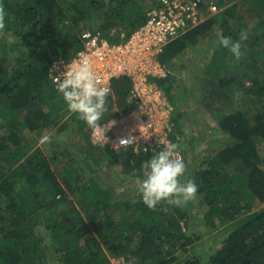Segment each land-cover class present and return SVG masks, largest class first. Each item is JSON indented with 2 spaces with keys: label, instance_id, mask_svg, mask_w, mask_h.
Wrapping results in <instances>:
<instances>
[{
  "label": "trees",
  "instance_id": "1",
  "mask_svg": "<svg viewBox=\"0 0 264 264\" xmlns=\"http://www.w3.org/2000/svg\"><path fill=\"white\" fill-rule=\"evenodd\" d=\"M160 1L0 0L7 13L0 30V264H112L109 255L125 264H264V0H216L221 10L173 40L159 57L172 67L188 51L202 55V41L210 38L214 46L204 72L209 89L197 110L213 119L216 135L207 130L206 119L202 130L193 131L189 112L181 110L194 105L187 78L180 81L170 71L155 79L180 110L172 115L170 133L178 151L186 160L198 143L210 150L191 177L199 186L200 219L190 202H161L152 209L142 197H116L106 186L104 162L122 164L124 174L142 182L148 161L163 147L144 153L93 145L89 124L69 111L50 77L55 61L69 60L83 48V32L114 44L126 41ZM242 30L248 38L236 60L219 38L237 40ZM132 88L129 77L115 79L98 122L136 111L129 100ZM238 90L247 99L241 108L235 107ZM56 128L82 144L78 156L59 148L64 159L59 174L52 166L58 162L53 135L39 145ZM194 220L222 234L223 245L209 254L201 243L204 252L181 259L201 242Z\"/></svg>",
  "mask_w": 264,
  "mask_h": 264
},
{
  "label": "built area",
  "instance_id": "2",
  "mask_svg": "<svg viewBox=\"0 0 264 264\" xmlns=\"http://www.w3.org/2000/svg\"><path fill=\"white\" fill-rule=\"evenodd\" d=\"M210 1L161 0V5L148 12L147 22L126 41L114 44L101 34L87 30L81 35L83 48L75 56L54 62L50 77L57 85V77L62 80V73L77 66L81 54L90 58L97 84L106 87L108 94L115 79L129 77L133 82L129 100L138 109L114 119L111 125L93 129L95 145L108 146L116 152L135 148L148 153L172 143L174 107L155 81L167 78L170 71L159 57L173 40L205 20L206 8L213 14L219 12L215 6H210ZM177 155L185 160L181 152Z\"/></svg>",
  "mask_w": 264,
  "mask_h": 264
},
{
  "label": "clouds",
  "instance_id": "3",
  "mask_svg": "<svg viewBox=\"0 0 264 264\" xmlns=\"http://www.w3.org/2000/svg\"><path fill=\"white\" fill-rule=\"evenodd\" d=\"M6 15V10L0 5V30L6 26ZM247 38V32L242 30L239 39L221 36L219 43L239 60L243 56L241 41ZM81 57L77 66L62 73V80L57 77L58 91L69 111L78 114L80 119L95 129L99 127L98 121L105 111L108 89L97 84L90 58L85 54H81ZM49 141L50 137L43 135L39 143L43 145ZM178 149L177 144L170 143L148 161L139 188L142 201L147 207L154 209L161 202L182 206L196 197L199 186L193 179H184L187 166L178 157Z\"/></svg>",
  "mask_w": 264,
  "mask_h": 264
},
{
  "label": "rangeland",
  "instance_id": "4",
  "mask_svg": "<svg viewBox=\"0 0 264 264\" xmlns=\"http://www.w3.org/2000/svg\"><path fill=\"white\" fill-rule=\"evenodd\" d=\"M210 3H211L210 5L211 7L215 6L218 11L221 10L216 0H211ZM206 9L204 11L205 15L208 14L209 16L214 13L212 11L208 12ZM240 14L243 16L245 15L246 17V14L243 13L242 11H240ZM249 25L250 27L252 26V24H249ZM211 41L212 40L209 38L206 41L201 42L200 44L201 48H204V46H206L205 47L206 49L204 50V52H202V55H198L196 52H193V51H188V53L185 56H182L178 58L177 60H175L172 67L171 66H167V67L169 71H171L173 74L178 75L179 79L181 78L180 81L182 80L184 81V79L187 78L186 82L187 84L190 85L189 88L191 89V92L193 93V95H195L193 98V104H194L193 107L187 110V108L185 109L183 106H181V110L188 111L189 118L190 119L192 118V120H190L192 124V130L193 131L202 130L201 127L203 125H201V121H203V119H206V123H207L206 126H208L206 127L208 128L207 130L209 131V133H211V135L212 134L216 135L217 133L215 131L216 123L213 121V119L202 108L200 112H198L197 110V108H199V106L197 105L200 103V100H202L203 94L206 93V91H208L209 89V87L205 83L207 78L205 77L204 72L206 70V66L210 62V58L214 50V46L211 44L212 43ZM208 43H210L209 45H211L209 48L207 47ZM183 65L185 66V68H183ZM193 76H195V79H194L195 81L194 83L190 84L189 80L190 78H194ZM243 93L244 91H241V90L237 91L236 96L238 95V98L236 97L235 107L238 106V108H241L247 102V99L245 101L244 98H242ZM175 108H174V112H172L171 114L174 116H179L180 110L176 108V111H175ZM249 114H252L251 111L249 112ZM112 122H114V119L110 120L109 122H104V123L98 122V124L99 125H111ZM88 127L90 128L91 130L90 133L92 135L93 133L92 130L94 128L91 125H88ZM58 129L59 128H56L55 132H50V133L47 132L45 135H48V136L53 135L54 137L51 145H53L54 149H56V152L58 155V162H56L55 164H52V166L56 170V172L59 174L62 161H64V159L62 158L59 159V157L61 156V154L59 155V148L61 147L62 149L68 150L71 154L73 153L75 156H78L79 150L81 149L82 144H81L80 137L75 136V135H68V136H65L64 134L59 135ZM33 138L35 137L33 136ZM180 139H183V137H181ZM174 141H177V138H175ZM91 142L94 145L92 137H91ZM39 145L44 146L40 143ZM190 145L191 144H189L186 141L185 147L188 148ZM260 147L262 148V150H264V142L260 144ZM193 149H194V151L192 150L193 153L190 152L191 154L189 156L187 155L186 160H185V163L187 166L186 171L184 173L185 180L192 179L191 177L195 175L196 167L199 165L201 161L205 159V156H206L205 151L210 152V150L207 149L205 143H198L195 145ZM101 169L104 175L107 177L106 186L109 187L110 190L113 191L116 197H119L123 200L131 199L132 201H137L141 198V195L138 192L141 186V183H142L141 180L137 181L135 179H132L131 176L124 174L123 173L124 167L122 164L119 163V164L109 166L107 161H105L104 164L101 166ZM189 202L192 204L194 208L193 210H194L195 215H197V218L199 217L200 219L204 215V211L200 210L199 198L196 196L193 200ZM261 207H264V204L260 205V208ZM198 209L200 211H198ZM119 217L120 215L117 216L116 219L119 220ZM194 223L199 228L198 233L202 237L201 242L195 244V247L190 248L187 253H183L181 256V259H185L186 257L191 258V256L194 255V252H198V251L201 252L202 251L200 250L201 243H203L204 249L209 254H213L222 248V245H223V242H222L223 235L222 234L220 235L219 232L218 234L216 233L213 234V232L211 234L210 231H207L206 229H202L200 223L199 222L197 223L196 220H194ZM109 256H110V260L112 264H125L123 260L117 259L113 257L112 255H109Z\"/></svg>",
  "mask_w": 264,
  "mask_h": 264
},
{
  "label": "crops",
  "instance_id": "5",
  "mask_svg": "<svg viewBox=\"0 0 264 264\" xmlns=\"http://www.w3.org/2000/svg\"><path fill=\"white\" fill-rule=\"evenodd\" d=\"M171 73V72H170ZM163 91V90H162ZM164 92V91H163ZM164 94H165V92H164ZM166 96V95H165ZM184 111H186V110H184ZM173 117H174V115H173Z\"/></svg>",
  "mask_w": 264,
  "mask_h": 264
}]
</instances>
